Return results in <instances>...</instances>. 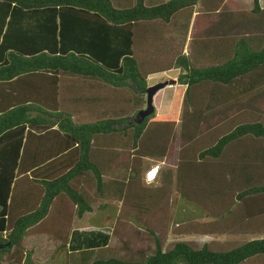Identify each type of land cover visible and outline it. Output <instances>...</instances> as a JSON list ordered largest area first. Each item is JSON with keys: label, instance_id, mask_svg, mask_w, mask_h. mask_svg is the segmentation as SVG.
<instances>
[{"label": "trees", "instance_id": "1", "mask_svg": "<svg viewBox=\"0 0 264 264\" xmlns=\"http://www.w3.org/2000/svg\"><path fill=\"white\" fill-rule=\"evenodd\" d=\"M252 1L248 14L257 16L264 28V8L260 0ZM198 4L213 12L209 21L200 13L194 22L199 28L205 18L195 38L199 31L206 40H194L191 54L172 45L174 62L160 61L157 53L167 45L163 26L181 12L190 16ZM243 11V4L232 0H0V264H33L34 250L25 241L39 234L55 241V252L60 258L66 254L71 264H264V238L228 249L214 248V241L178 240L168 248L165 243L171 210L180 203L171 200L173 190L195 201L198 191L182 184H191L197 171L209 184L224 173L236 174L219 169L226 148L238 140L245 146L242 153L257 161L263 155L260 168L250 166L245 172V187L253 186L238 196L263 198L257 206L264 212V122L248 116L221 136L216 126L230 109L231 114L243 105L251 108L264 98V79H259L264 78V32L247 35L250 23L244 25ZM235 25L241 33L230 36ZM204 59L211 63L201 64ZM174 66L184 86L180 121L156 118L155 110L137 122L148 77ZM228 87L235 90L229 101L220 93ZM127 90L131 95H125ZM96 102L101 109L96 119L74 120L81 109L96 110ZM120 135L123 148L133 155L132 174L120 184H141L143 157L176 161L163 171V188L142 186L141 193L133 194L155 201L151 207L143 204L152 213L143 214L137 229L130 230L135 235L145 231L154 239L153 252L140 260L120 258V253L104 259L97 253L115 249L100 247V241L88 250L69 247L75 218L92 210L86 186H104L94 162L95 146L103 140L113 145L110 140ZM151 191L163 196L155 199ZM204 211L220 224L233 213L229 206ZM201 226L199 233L213 232ZM129 240L123 241L127 248L134 245ZM144 250L138 253L142 256Z\"/></svg>", "mask_w": 264, "mask_h": 264}, {"label": "rangeland", "instance_id": "2", "mask_svg": "<svg viewBox=\"0 0 264 264\" xmlns=\"http://www.w3.org/2000/svg\"><path fill=\"white\" fill-rule=\"evenodd\" d=\"M236 3H242L243 4V12L246 14V19L247 21L244 23H250L249 28L247 26H245L247 30L246 34H253V31H258L260 33L264 32V28L260 27L262 26V24L259 22L257 16L253 15V14H248L250 11V8H252V0H232ZM201 6V14H206L205 17H209L207 18V21H209L212 18V13L213 12H209L207 10H203L205 5L202 4H198L197 6ZM202 17V16H201ZM200 17V18H201ZM211 17V18H210ZM245 17V15H244ZM243 18V17H242ZM244 19V18H243ZM186 20H188L187 17V11L181 12L179 13L176 18L172 19V23H170L169 25H164L162 30H164L165 33V38H166V42L167 45H165V48H161L160 52H158L157 54L160 55V61L170 64L172 62H174V56L171 53V46H177L179 47V49H182V51L185 54H191L192 49H193V45L195 43L194 40L198 39H204V37L199 35V31H197V37L195 38V34H196V30H202L203 27H205V24L199 23L197 28L196 26H194V24L192 26H189V28H185L183 27L182 24H184L186 22ZM195 22V21H194ZM244 22V21H243ZM174 23V24H173ZM237 23V22H236ZM242 23V21H241ZM229 26V23H227ZM239 25V24H237ZM244 25H240V28H243ZM225 26V27H224ZM223 26V30L225 31V29L227 28L226 25ZM256 28V29H255ZM234 30L230 31L231 34L230 36H235V35H239L240 32L237 33L236 31V25L233 27ZM251 29V30H250ZM227 30H229V28H227ZM254 35V34H253ZM209 59H204L201 60V64L204 62L205 64L207 63H211V61H207ZM196 62L198 64H200L197 60ZM212 62H217V61H212ZM180 73V69L176 66L172 67L170 69V71H168L167 73H157V74H153L150 75L148 77V83L149 86L159 83V82H167L168 84L159 89L156 94L154 95V106L155 108H157L160 111H170V116L171 118H174V115L177 114L178 117V122L180 121V115H181V108H182V100H183V93H184V86L181 85L180 83H178V76ZM259 79H264L259 77ZM174 80V81H171ZM196 88H194L195 90ZM235 90H232L230 87L225 88L220 92L225 99H227L228 101L230 100L229 98V94L231 92H233L234 94ZM251 92V91H250ZM236 93V92H235ZM251 96L254 95L255 93H250ZM125 95H131V91L127 90L125 91ZM219 94L217 95V97L215 98V102L218 100ZM145 100H146V94L144 96ZM220 101V100H219ZM222 103V101H220ZM212 106L214 108H216V104L211 102ZM95 106V105H94ZM97 106V105H96ZM96 108V110L91 111L88 108L84 109L83 111L80 112V114L76 115V119L79 121H89V120H94L96 119L100 113H101V109ZM143 108H146V103L143 105ZM129 109V107H128ZM223 109H221L222 111ZM91 112V113H90ZM231 109L228 111V116L226 118H221L223 119L221 122H219V124H217L216 126L219 127V133L220 136L225 134L230 128H232L235 124H239L242 121H245L246 118H248V116H250V120H257V121H262L264 122V98L263 99H257L255 100L252 104H251V108H247L243 105V108H240L238 110H233L232 113L230 114ZM96 113V114H95ZM127 113H133L131 112V110H128ZM156 114V113H155ZM155 114L152 115V117H155ZM136 117V116H135ZM229 117V119H227ZM233 120V121H232ZM232 121L231 123H228ZM178 130V128H177ZM178 132V131H177ZM129 136V135H128ZM129 138V137H128ZM253 140H255L256 142H258L259 140H256L255 138L252 137ZM242 140H238L235 141L234 143H231L227 148H226V154H225V159L220 162V163H224L226 161L229 160L228 163H224V166L221 167L219 169V171H234L235 172V165L234 162L238 164L242 163L243 161H248L247 157H245L246 155L249 156L248 154L242 153L243 149L245 150V146H243L242 149V144L241 143ZM111 142L114 143H118L120 144L122 147L126 144H123V135L119 136V139L117 138V140H111ZM131 143V141L129 140V144ZM123 144V145H122ZM261 145L264 146V140H262V142L260 143ZM124 150L122 151L123 154H126V150L131 151L129 148H123ZM257 156H261V158L263 157V155H257ZM251 159L255 160L252 156H250ZM144 159L145 157H143V165H144ZM170 160H168V164ZM173 165H168V166H174ZM144 167V166H143ZM148 167V162H146V166L145 168ZM159 168V167H158ZM126 171V170H125ZM238 171V170H237ZM236 171V172H237ZM176 172V171H175ZM233 172V173H234ZM235 172V173H236ZM108 174V172H106V175ZM118 174H125V172H121ZM116 174V176L118 175ZM130 174H132V172L129 170V174H128V178L126 179V177L123 175H121L120 177H118V179H115L119 184H118V189H117V195H119L121 193V190L124 188H129V190L131 191L132 195L135 192H142V186L144 187H151L153 186L154 182H148L146 181L145 175L143 174V179L141 184H120L122 181L123 182H127L129 180V176ZM110 177H114L115 174H110ZM164 177V178H163ZM190 177V176H189ZM162 181L163 179L165 180L166 175H161ZM121 179H126V180H121ZM222 179V180H221ZM221 179L219 178V182L218 180L213 181L214 184H209L206 182L205 180V176L202 175L200 172L197 171V176L196 179L193 180V178L191 177V184H182V187H193L194 191H199V196L196 195V200L195 201H188L186 199L182 197L178 196H174V193H178L177 189H174L172 192V201L175 200H179L181 205L179 204L178 201L175 202L174 205V209L173 210V214L175 216H182L183 219H186V222H184V224H180L179 227L174 223V219L172 220L170 217L169 219H171L170 221V226L169 229H171L168 233V237L167 240H165L166 243V247L168 248L169 246L173 245L174 242L181 240V239H185V238H197V239H206L205 237H190L189 235L187 236H183V233H193V232H199L200 229L204 228L203 226H201L202 224L205 225V229H211L213 228V232L212 233H217L219 235V237L216 238V242H220L222 243V245H216L217 249H228V248H232L235 246H238L246 241L255 239V238H264L263 234H259V235H253L254 233H262V231H264V228L262 229V227H264V221L262 220L264 218V212H259L261 207L257 206V202L260 199H263L261 197H251L252 200H256L255 204L253 203V205H251L252 208H248L250 205H242L241 203H239L238 200H241L243 198H240L238 196V193L235 195L234 194V190L236 191H240L242 189H245V183L244 181H242L241 179H239L238 176L235 175V180H234V175L233 174H229V173H224L221 177ZM115 180H111L112 182H114ZM93 182H91L92 184ZM144 184H150V186H146ZM224 184H228L226 187ZM231 184H235L237 187L236 189L233 188V186ZM242 184V185H241ZM161 185V184H160ZM244 185V186H243ZM249 185V184H247ZM253 185L247 186L246 189H249L248 187H252ZM166 187L168 188V186L166 185ZM176 188L175 182L174 184H172V186H170L171 189ZM245 187V188H244ZM162 188V187H160ZM126 190H124V194H122V201L125 200L127 203L129 201V195L131 194H127L125 192ZM202 192L204 195H202ZM150 194L153 195V197L155 199H160L163 196V192L160 193H155L154 191H151ZM159 198H157L158 196ZM108 196H114V195H108ZM226 196H229L228 198ZM118 199H120V196H117ZM137 199H133L130 200L129 202H135L137 206L141 207L143 206L142 203L137 204V202H141L142 201V195L139 194L137 196ZM94 199V198H92ZM111 200H113L110 203V208L111 210L116 208L115 205V201L113 198H109ZM236 200V201H235ZM262 204H264V201L262 200ZM157 203V202H156ZM217 204L219 206H221L223 208L226 206H229V208H231L233 210V216L234 219L232 218L230 220V225L227 224H220L218 222L212 223V218L210 221H202V220H187V219H193L190 216V213L188 210L184 211V214H182L181 207L182 205L190 208L191 210L194 209L196 214L198 215H202L201 211L204 214H207V211H204V207H209L212 210L211 206L212 204ZM239 203V204H238ZM92 204V203H91ZM128 206L130 208L131 205L128 204ZM93 207V205H92ZM148 207V206H147ZM150 209V208H149ZM171 210V213H172ZM105 211H107L106 209L103 210H99L97 211V213L91 215L89 217V220L87 219V221L89 222H96L99 221L100 223H103L105 221H107L106 219L108 218V216H112V213L109 211L108 213H106ZM150 212V211H149ZM107 214V216H106ZM149 215V214H147ZM106 216V217H105ZM169 216V214H168ZM85 218H88L84 215ZM115 216H113L114 218ZM125 217H127V221L130 223V225H134L137 227L139 221L138 219L143 217V213L140 214H136L135 216H130L129 214L125 215ZM172 218L174 216H171ZM260 217V218H259ZM175 218V217H174ZM259 218V219H258ZM127 221H123V222H119L122 223L124 226L121 228L116 229L113 233L115 234L114 236H112V242L110 244V246L115 249V250H102L97 254H100L99 256L102 258H108V257H115L118 256V253H120V258H127L132 257L133 259H145L147 255H150L153 250H154V239L151 235H149L147 232L143 231L140 233V235H135L132 232H130V230L128 229V231L120 233L119 234V230L123 229L125 227V225L127 224ZM191 221V222H189ZM244 221V223H243ZM98 223V222H97ZM109 223H113V222H109ZM258 224V225H257ZM103 226V225H102ZM211 227V228H210ZM257 227V228H256ZM261 227V228H259ZM172 232V233H171ZM252 233V234H251ZM223 235V236H222ZM122 236V238H120ZM132 239V241L134 242V245H131V247H126L123 244V241ZM130 241V240H129ZM215 242V244H216ZM26 247L28 248H33L34 253H33V259H34V263L33 264H71V262H67L66 263V257L64 255L58 256V253L55 252V248H56V242L53 241L51 238H48V236L44 235V234H39V235H34V236H29L26 238ZM224 243V244H223ZM144 248L145 250L143 251V255L141 256L138 252L139 249ZM135 253V254H134ZM61 255V254H59ZM58 258L62 259L58 261ZM91 263V260L88 261V264ZM8 264V263H5Z\"/></svg>", "mask_w": 264, "mask_h": 264}, {"label": "crops", "instance_id": "3", "mask_svg": "<svg viewBox=\"0 0 264 264\" xmlns=\"http://www.w3.org/2000/svg\"><path fill=\"white\" fill-rule=\"evenodd\" d=\"M260 5L262 8H264V0H260ZM201 6H196L195 8H193L192 13L190 14V16H188V20H186V22L183 25V27L185 28H189V26H192L194 24L195 19L197 18L198 14L201 13ZM189 13V12H188ZM186 25V26H184ZM182 85V84H181ZM70 86H73L72 84H70V82H68V84L66 85L67 87V92L70 93V96H73V94L71 93V89ZM99 102H96L95 106L98 104ZM92 104V103H91ZM96 107H99V105H97ZM168 110V109H167ZM160 111L156 108V118H161V117H170V111ZM83 111L82 109L79 110L77 112V114H80V112ZM91 113V112H90ZM76 114V115H77ZM96 114V113H95ZM76 115L74 117L75 121H79L76 119ZM174 117H177V114L174 115ZM92 121V120H89ZM83 122H88V121H83ZM114 140V139H113ZM117 140V139H116ZM109 140H103L102 142H99L97 144V146H95V150L93 151V156H94V162L98 165L99 169L102 171L103 173V181H104V186L102 188H98L96 185H91L86 186L85 190H89L90 195L89 197L91 200V203L93 205L92 210L91 211H87L85 212V216L88 218H85L84 216L81 218H75L74 223H73V229L71 232V239H70V243H69V247L70 248H77V249H81V250H88L93 248V245L95 244V242L100 241V244L102 248H107L110 246L111 242H112V236H114L115 234L112 233V235L110 233H101V232H97L95 231V227H100L106 230H113V232L118 229L123 227L124 225L122 223L119 222H123V221H127L125 220V218H122L120 215H127L129 214L130 216H135L136 214H150L152 213L151 211H145V209H147V207L145 206H137L135 202H131L130 205L132 208H130L128 205L123 206V201H122V194H124L121 190V193L119 195H117V189H118V182L115 179H118V177H120L121 175H123V177L125 176L126 179L128 178V174H129V170H130V165H131V160H132V151H128L126 150V154H123V147L119 145V147L115 146V144L110 145L108 144ZM111 141V140H110ZM115 150V151H114ZM120 152V153H119ZM247 157V159H251L250 156H245ZM254 159H257L256 157H253ZM260 159V160H259ZM168 160H170L169 164H168ZM258 160L259 161H255L253 159H251V161H243L242 163L238 164L236 162H234V165L236 166L235 171H237L235 175L239 177V179H241L242 181L245 182V172L248 169V167L252 166L254 168L256 167H261L262 166V158L261 156H258ZM146 162H148V167L145 168L146 166ZM228 161L224 162V163H228ZM176 161L175 159H169V158H149L146 157L144 159V167L142 168V176L143 174H145L148 170H151L152 168H156V167H160L158 173H157V177L156 180L153 184V186L150 187V189H159L160 187L163 188V181L161 178V175H163V171L166 170L168 165H173L175 164ZM126 170V171H125ZM106 172H108V174L106 175ZM121 172H125V174H118ZM110 174H115V176L110 177ZM116 174H118L116 176ZM195 175V174H194ZM196 176V175H195ZM126 179H121V180H126ZM111 180H115L114 182H112ZM123 182V181H122ZM161 184V185H160ZM225 187L228 184H224ZM233 186V188L236 189V185L235 184H231ZM242 185V184H241ZM246 185V184H244ZM150 186V185H149ZM165 191H167V189L164 187ZM239 191L234 190V194L236 195ZM108 195H114V196H108ZM202 195L203 192H202ZM117 196H120L118 199ZM174 196H178V193H174ZM199 196V191H198V195ZM128 197L129 200L133 199H137V195H132L130 194ZM180 197V196H179ZM227 198L229 196H226ZM94 198V199H92ZM109 198H113L115 201V205L116 208L115 210L110 208V203L113 201ZM143 198V196H142ZM172 198V195H171ZM236 201V200H235ZM239 203H241L242 205H250L248 208H252L251 205H253V203H255L256 200L252 201V198L247 197L246 199H242V200H238ZM146 204V206L148 205L149 207L153 206V204L155 203V201L151 198L150 195H146L144 196V198L142 199L141 202H137V204ZM238 203V204H239ZM181 205V203H179ZM219 205L212 204L211 208L212 210L215 212V210H219ZM228 207V206H227ZM106 209L107 211H105L106 213H108L109 211L112 213V216H108V218L106 219L107 221L100 223L99 221L96 220V222H89L87 221V219L89 220V217L95 213H97V211L99 210H103ZM174 209V207H173ZM188 210L190 213L191 218L193 219H187V220H202L204 221H210L211 219H209L210 217L207 214H204L202 211V215H197L194 209H190L187 208L185 206L182 205L181 210L182 214H184V211ZM233 212V211H232ZM259 212H262L261 210H259ZM233 214V213H232ZM231 214V215H232ZM228 217L226 219V222L224 224L230 225V220L233 218L234 216ZM107 216V214H106ZM105 216V217H106ZM113 216H115L113 218ZM170 216H174L173 218L171 217V219L175 220L174 223L179 227L180 224H184V222H186V219H183L182 216H175L173 214V210ZM260 218V217H259ZM258 218V219H259ZM264 221V218L262 219ZM98 222V223H97ZM109 222H113V223H109ZM191 222V221H189ZM216 220L212 219L211 223H215ZM244 223V221H243ZM103 225V226H102ZM258 225V224H257ZM137 229L136 226L134 225H130V223L127 221V224L125 225V227L123 229L119 230V234L123 233L126 231L131 230V229ZM257 228V227H256ZM261 228V227H259ZM264 227H262L263 229ZM171 230V229H170ZM140 232V231H139ZM134 233V232H133ZM141 233V232H140ZM140 233H137V235H140ZM172 233V232H171ZM252 234V233H251ZM259 234H263L264 235V231H262V233H254L253 235H259ZM189 235L190 237H205L206 239H197V238H185V239H181V240H195L197 242H204V241H214L216 242V238L219 237V235L217 233H199V232H193V233H183V236H187ZM46 236V235H45ZM223 236V235H222ZM122 238V236L120 237ZM98 239V240H96ZM72 241H76L75 245H72L71 242ZM250 241V240H249ZM82 243V244H80ZM134 243V242H133ZM224 244V243H223ZM216 245H222V243H218L216 242V244H214V248H216ZM217 249V248H216Z\"/></svg>", "mask_w": 264, "mask_h": 264}, {"label": "water", "instance_id": "4", "mask_svg": "<svg viewBox=\"0 0 264 264\" xmlns=\"http://www.w3.org/2000/svg\"><path fill=\"white\" fill-rule=\"evenodd\" d=\"M174 81V80H171ZM168 83L167 82H159L153 85H150L146 89V108L142 109L141 111L138 112V115L140 118H137L136 121L140 122L142 119L150 114H152L155 111V106H154V95L156 92L165 87Z\"/></svg>", "mask_w": 264, "mask_h": 264}, {"label": "clouds", "instance_id": "5", "mask_svg": "<svg viewBox=\"0 0 264 264\" xmlns=\"http://www.w3.org/2000/svg\"><path fill=\"white\" fill-rule=\"evenodd\" d=\"M155 110H156V108H155ZM159 169H160V167L158 168V167H156V168H152L151 170H148L144 175H145V178L144 179H146V181H148V182H154L155 181V179H156V177H157V173H158V171H159ZM144 185H146V186H148V185H150V184H144ZM130 201V200H129ZM128 201V203L124 200L123 201V206L125 205H128V204H130L131 202H129ZM122 218H125V220H128L127 219V217H125V215H120ZM96 229H95V231H97V232H101V233H110L111 235H112V233H113V230H106V229H103V228H100V227H95Z\"/></svg>", "mask_w": 264, "mask_h": 264}]
</instances>
